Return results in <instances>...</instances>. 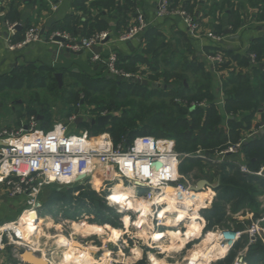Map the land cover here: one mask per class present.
I'll return each instance as SVG.
<instances>
[{"label": "crops", "instance_id": "crops-1", "mask_svg": "<svg viewBox=\"0 0 264 264\" xmlns=\"http://www.w3.org/2000/svg\"><path fill=\"white\" fill-rule=\"evenodd\" d=\"M159 1L0 0V133L7 129L27 128L32 118H36V130L46 132L58 120L52 111L47 116L43 108L5 102V93L20 92L26 96L31 92L48 95L50 92L83 90L157 92L162 98L171 99L178 96L177 92H184L185 97L207 92L215 97L213 101L208 102L206 98L209 96H205L206 107H191L189 113H184L183 119L194 133L191 137H199L193 126L196 111L202 110L204 120L206 114L215 108L220 120L210 138H220L222 146L241 142L242 150L238 155L226 157L222 164H210L216 170L207 168L200 177L186 171L185 176H191L195 182L207 180L212 185L219 184L217 188L206 187L211 189L215 198L221 186L220 169L224 167L227 172L233 167L238 169L227 163L228 159L246 164L255 174L243 175L260 178L257 173H264V159L257 158L256 154L258 147L264 144V0H175L174 7L186 10L198 23L197 38L189 35L182 18L158 17ZM140 13L144 15L148 29L132 41H120L119 37L136 24ZM52 19L56 23L50 33L63 30L61 32L81 39L105 30L110 33V41L81 55L62 54L59 45L46 43H35L19 52L8 48L5 41L8 24L22 26V30H15L11 36V40L17 43L28 27L43 29ZM209 33L222 40L218 43L212 41ZM214 48L225 54L224 68L218 64L213 66L208 60ZM51 51H58V54ZM111 52L118 55L120 67L146 84L130 80L119 82L103 66L92 63L94 53L106 57ZM251 55L256 56L254 62ZM58 73L63 75L62 87L56 80ZM13 94L18 96L19 93ZM198 150H204L206 155L214 154L202 146ZM192 161L202 162L198 159ZM25 208L24 197L11 198L5 186L0 185V225L18 220ZM245 219L250 225L253 214H248ZM12 263L20 264L15 263L11 248L0 250V264Z\"/></svg>", "mask_w": 264, "mask_h": 264}, {"label": "built area", "instance_id": "built-area-1", "mask_svg": "<svg viewBox=\"0 0 264 264\" xmlns=\"http://www.w3.org/2000/svg\"><path fill=\"white\" fill-rule=\"evenodd\" d=\"M174 1L160 0L157 8L158 17H180L183 19L189 35L195 38L199 37V26L194 17L186 10L174 7ZM19 25L21 24L7 25L8 36L5 41L12 51L23 50L35 43H46L59 45L63 50L69 49L78 53L90 51L97 46H104L106 44L104 41L110 37L109 32H101L89 38L78 39L61 31L52 32L48 37H44L41 34V28L28 27L23 38L14 43L11 36ZM148 27L144 15L140 13L136 24L120 36L119 40L122 42L132 41L145 32ZM57 37L65 39L66 42L56 41L55 38ZM208 37L216 43L222 40L221 37L213 33H209ZM255 58V55H251L253 62ZM208 60L215 66L224 62V54L216 52L208 56ZM91 61L103 66L114 78L122 77L129 80L137 77L119 66L118 55L115 52H111L106 57L94 53ZM199 106L206 107V104ZM93 108L80 109L68 122L57 123L46 132L36 130V118H32L27 128H21L17 131L4 130L0 133V141L5 144L0 146V185L5 186L11 198L24 197L26 205L18 220L0 225L1 251L11 247L14 258H17L20 264H26L21 256V252L24 250L39 253L50 264H57L54 261L57 251L51 250L48 243L42 245L38 242L41 226L49 216L42 217L44 210L42 195L51 186L74 189L89 185L95 180L100 182V187L111 183V188L104 198L108 207L117 208L116 211L120 215L124 213L136 215L135 219L126 217L129 219V227H126L125 221H122V228L118 227L122 233L121 236L127 235L132 227L143 231V228L150 222L153 226L151 227L153 233L149 232L148 239L151 245H147L158 253L161 251V246L157 244L165 242L168 236L165 239L157 240L158 238H155L157 235L167 233L169 230L180 232L186 228L183 232L186 236L187 229L193 221H197L201 230L197 236L189 238L185 245L202 238L211 237L212 244L217 245L224 252L223 256L209 264L224 260L243 236L248 237V246L259 240L264 241V216L257 221L251 220V224L245 231L217 227L203 233L205 221L202 212L212 204L214 195L211 194L209 188H206L205 192H195L193 188L198 182L180 172L182 164L188 159H198L206 164H222L226 162V157L240 153L242 150L241 142L229 144L225 149L217 150L211 156L206 155L202 150L191 154L179 153L175 140L171 138L143 135L137 136L131 143L123 139L116 144L109 132L95 136L93 131L80 127L84 122L90 123L91 119L108 115L106 112L91 115L90 110ZM80 119L83 122L78 124L77 121ZM227 163L236 166L242 174L255 175L246 164L231 162L230 159ZM257 174L264 178L263 172ZM80 177L83 178L79 179ZM118 185L134 191L131 202L149 205V213L142 217L145 220L144 225H138V221L143 215L142 212L129 210V206L121 207L112 199L113 190ZM78 194L79 191L75 192L74 196L77 197ZM192 194H204L203 204L199 206L186 204V200ZM73 205V208H76V204ZM180 216L184 217L181 222L178 221ZM51 220L54 223V220ZM71 221L60 218V223L56 227L61 231V234L56 235V238L64 236L62 226L71 223ZM90 236L77 235L72 232L69 237H65L66 247L77 250L90 249V244L86 241ZM51 239L55 238L52 237ZM131 240L133 239L131 238ZM141 248L135 247L131 251L134 259L135 256L143 255ZM103 250L110 252L108 248ZM246 250L247 248L238 255L233 264H247L244 260ZM138 262L139 260H136L131 264Z\"/></svg>", "mask_w": 264, "mask_h": 264}, {"label": "rangeland", "instance_id": "rangeland-1", "mask_svg": "<svg viewBox=\"0 0 264 264\" xmlns=\"http://www.w3.org/2000/svg\"><path fill=\"white\" fill-rule=\"evenodd\" d=\"M213 55V54H211ZM127 72V71H126ZM35 73V72H34ZM129 73V72H128ZM13 93H19L18 96H14ZM22 93V92H21ZM28 92L27 94H29ZM38 92H31L29 95L24 96L20 94V92H11L9 94H3V99L7 103L17 102L21 105H25L26 107L34 106L37 108H43L44 110L52 111V113L55 115V117H58L57 123H66L69 121V119L77 112L79 109L86 108L89 104H94V108H99L100 106L104 107V112L112 115L117 120H120L122 118H127L128 120H133L132 125L134 126V131H132L131 140L133 141L137 136L143 135H149L153 136L155 133H153V130H159L160 126H162L161 121L165 120L166 122L170 123L171 126H173V120L179 117V109H190L191 107H200L199 105L207 104V100H203V98H197L195 100H191V98L188 96L189 99H183L179 96H175L170 98H162L158 95L157 92H50L48 95H40L37 94ZM13 94V95H12ZM204 108V107H200ZM166 112V113H165ZM127 116V117H126ZM35 117V116H34ZM183 116H180L179 118H182ZM126 123V122H125ZM179 127L182 128L181 132L184 134V132H187L188 130L184 127V122L179 123ZM178 127V128H179ZM103 129V128H102ZM188 129V128H187ZM8 130V129H7ZM161 130V129H160ZM162 131V130H161ZM160 131V132H161ZM180 132V133H181ZM77 133V132H76ZM105 132L97 133L95 132L94 135L97 136L98 134H103ZM182 138H184V135H181ZM113 142H115V137L112 136ZM124 139V138H123ZM122 139V140H123ZM131 141V142H132ZM182 143H184L182 139ZM194 151V150H191ZM199 151L196 149L194 152ZM204 151V150H203ZM191 152V153H194ZM189 160L186 161V169L189 164ZM201 165V167L194 166L189 167L187 171L194 172V175H197L200 177L202 170H205L209 168L210 170H216L215 167L212 165L206 164L204 162L198 163ZM185 172L182 173V175L185 176ZM191 177V176H190ZM261 178V177H260ZM263 178V177H262ZM264 179V178H263ZM101 186V184H100ZM96 187L95 181L92 182L89 185H86L84 187H80V190H95L98 194H100L103 198L108 194L109 188H111V183L104 184L103 187ZM53 187H57V189L61 192H65L69 190L70 188L67 187H59V186H51V188H47L44 193V197L42 199V203L45 204L49 197L52 194ZM257 187V186H256ZM83 189V190H82ZM70 190H77L76 188L70 189ZM260 194L257 196L256 200L259 206V209L261 211L264 210V190L259 189ZM76 196H79L76 195ZM77 199L76 197H74ZM212 204L216 200L215 196L212 198ZM74 205H65V204H59L53 207V210L51 211L49 208H45L42 213V217L48 216L46 221L42 224V232L38 236V242L42 245L44 243H48V247L50 248L52 246L53 249L56 250L57 255L54 258V261L57 264H131L132 262H136V260H139L138 263L143 264H190V257L192 253L196 251H203L208 250L209 247H211L210 244L212 243L211 237L209 238L208 244L203 242L204 238L201 240L193 241L187 247L185 246L187 242V236L189 233H193L194 227L192 224L187 229L186 236L183 234V232L186 230L184 228L183 230L179 231H170L169 234H172L171 237L168 236V238L165 240V242L158 243L157 245H160L163 247V250L158 253L155 250H152L149 245H151V242L149 241L148 237L149 232L153 233L151 230L152 224L149 222L148 225L144 227V231L142 230H136L135 228H130V231L127 233V235L121 236V231L118 230L117 233H114V231H111L110 229L106 228V224H102L101 218L96 217L95 213L92 209L88 210V213L86 210H81L79 207L73 208ZM66 209H63V208ZM111 210H113L114 214H119L114 207H109ZM74 209V210H72ZM227 210V216L225 218V222L223 223L222 228H233L238 231H245L247 227L249 226V223L245 219L248 217V214H253V220L256 221L255 213L250 209L241 210L238 213H234L232 209V205H228L226 207ZM51 211V212H50ZM264 212V211H263ZM52 216L53 218H51ZM77 217V218H75ZM126 217H132L135 219V214H119L118 219L115 218L117 222V227L114 229H119L118 227L122 228V221H125V224L127 225L126 221L129 219H126ZM263 217V213L260 214L261 218ZM60 218H66L68 220H72L71 223H66L64 226H62V229H64V239H60L59 237H55L56 235H60L61 231L55 227L60 223ZM75 218V219H74ZM54 220V223H52V220ZM112 220V218H111ZM114 222V220H112ZM75 224H74V223ZM48 223H51V227L47 226ZM86 223V225H83ZM74 224V225H73ZM92 225V226H91ZM75 226V227H74ZM91 227L92 230L86 229V227ZM93 226H99V227H105L104 230H98L94 231ZM128 225L127 227H129ZM78 227V228H77ZM76 228V232H84L87 236L91 235L89 238L86 239V241L89 242V248L82 249L81 251H84V253L87 254L86 261L83 262L81 260L80 256H67V243L66 238L69 237V235L74 232V229ZM79 229V230H78ZM98 229V228H97ZM100 231H105V233H97ZM177 233H180L177 234ZM152 235V234H151ZM120 237L119 240H117ZM54 237L55 239H51ZM205 237V236H204ZM131 238L133 240H131ZM112 239V240H111ZM247 237H244L241 239V241L238 244L237 249H235L230 256L227 257V259L223 262H216L214 264H232L229 263V259H233L234 261L238 255L245 249V246L247 244ZM178 240V241H177ZM36 241V240H33ZM58 242V244H57ZM124 242V243H123ZM173 243H179L176 248L172 245ZM149 244V245H147ZM172 245V246H171ZM209 245V246H208ZM140 248L143 250L142 256H135V259L131 255V251L133 249ZM11 248V247H10ZM71 248V247H68ZM108 248L110 252H105L103 249ZM124 248V250H123ZM207 248V249H206ZM65 249V250H64ZM80 250V249H79ZM93 252V253H92ZM55 253V254H56ZM45 258V257H44ZM15 263L19 262L17 258H14ZM137 263V264H138ZM14 264V263H12Z\"/></svg>", "mask_w": 264, "mask_h": 264}, {"label": "trees", "instance_id": "trees-1", "mask_svg": "<svg viewBox=\"0 0 264 264\" xmlns=\"http://www.w3.org/2000/svg\"><path fill=\"white\" fill-rule=\"evenodd\" d=\"M56 31H59V30H56ZM101 32H105V30L98 31L97 33H101ZM97 33H94V34H97ZM94 34H92L91 36H93ZM216 52H222V50L219 48H214L211 51L212 54H215ZM258 55H257V58H259ZM218 65L220 66V68H224L226 66L224 62ZM80 92H88V91L83 90ZM177 95L183 99H186V98L189 99L188 97L184 96V92H177ZM205 96H209L208 98H206L208 99V102L213 101L215 98L213 95L207 94V92L206 93L199 92V94L189 96V97L191 98V100L193 99L196 101L197 98H203ZM89 107H94V104H89L86 106V108H89ZM105 109H106L105 106L104 107L100 106L97 109L93 108L92 110H90V114L99 115L101 113H104ZM45 111H46L45 114L48 116L49 110H45ZM78 111L79 109L77 110V112ZM200 111L202 110L199 109V111L198 110L196 111V114L194 115L196 117H195V121L193 125L194 130H198L199 137L197 138L191 137L192 135H194V133L191 130L189 123H187L186 120L184 121L183 119L184 113H189L188 109L186 110L179 109L178 115L179 117L180 116H183V117L179 118L177 116V118L173 120V126H171V124L166 122L165 120H162L161 121L162 126H160V129L162 131L160 129L153 130L152 132L155 133L153 137H158V138L166 137V138L175 139L177 141L176 148L179 153H191V152H194L196 149H198L200 146H202V148L206 149L207 151H212V153H215L216 150L225 149L228 145L222 146L221 145L222 142L221 140H219L220 138L218 140L215 137L212 139L210 138V136H213V134L216 132L215 129L219 124L220 116L218 114V109L213 108L211 112H208V114H206V117L204 120H202L203 113ZM132 121L133 120H128L125 117L120 120H117L115 117H113L112 121L110 122L107 128L102 129L97 126H92L90 123H87V122L82 123L81 127L88 128L94 133L95 132L100 133L102 131L109 132L112 136L115 137L116 144L119 143L123 138L131 143L132 141L131 132L134 131L135 129L134 126L132 125ZM180 122H184L185 129L183 130L185 131L188 130L187 132H184V134H182L181 132L183 127L182 128L179 127ZM181 135H184V138H182ZM141 136H143V134ZM182 139L184 143L186 142V144L182 143ZM191 150H194V151H191ZM257 150H258L256 154L257 158L264 159V144L258 147ZM188 160L190 162L188 164L187 169H189V167H194L197 165L201 167V165L198 164L200 163L199 161L191 162L192 159L191 160L188 159ZM186 161L182 164L180 168L181 173L187 171L186 165H185ZM220 170L222 171V173H221V186L218 192V197L213 202L210 209L202 212V217L205 221L203 233L211 231L216 227L223 226V223L225 222V218L227 216L226 207L230 204L232 205V209L234 213H238L241 210L250 209L255 213L256 219H259L260 214L264 213L263 212L264 210L261 211L259 209V206L256 200L257 196L260 194L259 189L264 190V179L255 178L252 176H245L242 173H240L238 169L237 170L234 169V167L233 169L231 168L229 172H227L224 167H222ZM201 173H203V170ZM95 186L96 187L100 186V182L98 180H95ZM76 189L77 190L69 189L65 192H61L57 189V187H53L51 196L49 197L48 201L45 204H43L44 209L49 208L52 211L53 207L59 204H65L69 206L76 204V208L79 207V209L81 210H86L87 213L89 209H92L96 217L101 218L102 224H106V226H110L111 229H114L117 227L118 224L116 225L115 222L117 221L115 220V218L118 219L119 215L114 214L115 212L107 206L105 199L100 194H98L95 190L88 191V190L82 189L83 191H81L80 187ZM78 191H79V196H77L76 197L77 199H75L74 193ZM192 195L200 200V204H203V200L205 197L204 194H192ZM43 197H44V194L42 195V199ZM111 218L112 220H114V222L111 220ZM192 226L194 228H198V233L195 235L197 236L201 230V226L197 223V221H193ZM93 227H95L94 231L102 230L103 228H105V227H99V226H93ZM87 229L92 230L91 227L89 226L87 227ZM97 233L101 234V233H105V231L96 232L95 234ZM244 237H247V236H244ZM203 242L208 244L209 239L204 238ZM238 244L236 245L234 250L237 249ZM172 245H178V243H173ZM246 248L247 250L244 255V260L247 262V264H264V241L259 240L255 244H252L250 246H248V241H247L245 249ZM87 250H90V249H87ZM234 250H232L228 256H230V254ZM227 257L224 260H221L219 262L225 261ZM232 260L233 259H229L228 262L229 263L232 262L233 264L234 261ZM138 264H143V263L141 262Z\"/></svg>", "mask_w": 264, "mask_h": 264}, {"label": "bare ground", "instance_id": "bare-ground-1", "mask_svg": "<svg viewBox=\"0 0 264 264\" xmlns=\"http://www.w3.org/2000/svg\"><path fill=\"white\" fill-rule=\"evenodd\" d=\"M133 193H134V191L132 189L125 188V187H123L121 185H118L113 190L112 199L114 200V202H116L117 205H119L121 207H124L125 208L126 206H129V210H136L138 212H142L143 215L141 216V218L138 221V225L139 226H142V225L145 224L144 223L145 220L142 217L147 216V214L150 211V207H149V205L147 203H137L136 204V203L131 202L132 201L131 196L133 195ZM186 204H188V205L196 204V205L199 206L200 200L198 198L194 197L193 195H191V197L186 200ZM32 216H34V215L32 214ZM24 219H26V218H24ZM27 219H30V217H27ZM183 219H184V217H181L180 216L179 219H178V221L181 222ZM41 222H43V221H41ZM126 223H127V225H126V227H127L129 225V222L126 221ZM51 225H52L51 223H48L47 226L51 227ZM83 225H86V223H84ZM87 227H86V229H87ZM106 228L107 229H110L107 226H106ZM73 229H74V233L75 234L82 235V236H87L84 232H82V231L81 232H76L75 231L76 228H73ZM102 230H104V228ZM111 231H114V233H117L118 232V229H111ZM143 231H144V228H143ZM170 231L171 230H169L167 233L157 235V237H155V238H158L157 240H159L161 238L165 239L167 236L171 237L172 234H169ZM41 232H42V229H40L39 233H41ZM197 233H198V229L197 230H194L193 233H191V235L189 237H194ZM26 234H27V232H26ZM177 234L180 235V233H177ZM59 238L60 239H64L63 236H59ZM209 238L210 237H208V239ZM210 244H212V243H210ZM161 249L163 250V247H161ZM81 250L82 249H80V250L78 249L77 250V249H74L72 247L71 248H67V253L66 254H67V256L69 255V256H72V257L73 256H76V255L77 256H80L81 257V260L83 262H85L86 261V258H87L86 257L87 254L84 253V251H81ZM223 255H224V252L221 251L217 245H211V247H209L208 250H206V251L203 250V251H196V252L192 253V255L190 257V261H191V264H209L210 262H212V261L220 258ZM43 259L45 260L44 257H43Z\"/></svg>", "mask_w": 264, "mask_h": 264}, {"label": "water", "instance_id": "water-1", "mask_svg": "<svg viewBox=\"0 0 264 264\" xmlns=\"http://www.w3.org/2000/svg\"><path fill=\"white\" fill-rule=\"evenodd\" d=\"M56 23V21L54 19L50 20L46 26L41 30V34L44 37H48L51 28L53 27V25ZM16 30H22V26L19 25L16 27ZM110 38H107V40L104 41V43H108L110 41ZM56 41L61 42V43H65L66 40L60 37L55 38ZM17 52L21 51V50H16ZM53 52L55 55L58 54V51H51ZM65 53H69V54H75V52L70 51L69 49L67 50H61V53L64 54ZM79 55H81L83 52H78ZM98 54V53H96ZM119 82H122L123 80H125L122 77L117 78ZM56 80L59 83V86L62 87L63 85V75L61 73L56 74ZM132 82H137V83H144L146 84V81H143L137 77L131 78L129 79ZM113 116L108 114L105 116H101L97 119H91L90 120V124L92 126H97L99 128H105L108 127L110 122L112 121ZM83 122L82 119L78 120L77 123L81 124ZM5 144L3 142L0 141V146H4ZM83 177H80L79 179H82ZM219 184L217 185H212L210 184L207 180H201L196 184V187L193 188V190L195 192H202L206 187H212V188H217ZM21 256L24 259V261L26 262V264H50L49 262H47L46 260L43 259L42 255L39 253H33V252H29L27 250H24L21 252Z\"/></svg>", "mask_w": 264, "mask_h": 264}]
</instances>
